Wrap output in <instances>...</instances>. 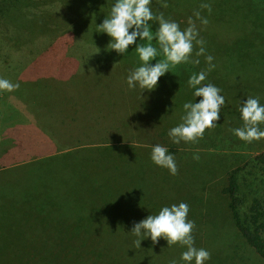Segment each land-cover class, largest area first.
Returning a JSON list of instances; mask_svg holds the SVG:
<instances>
[{"label":"rangeland","instance_id":"rangeland-1","mask_svg":"<svg viewBox=\"0 0 264 264\" xmlns=\"http://www.w3.org/2000/svg\"><path fill=\"white\" fill-rule=\"evenodd\" d=\"M114 3L0 0V78L19 85L0 91V264H189L181 260L186 246L131 232L180 203L195 225L194 246L211 254L204 264H264L235 229L222 193L228 172L264 151V138L246 142L231 131L243 127L248 97L264 105V74L245 60L264 53V0H151L153 13L182 30L197 10L209 21L196 20L205 55L196 57V45L191 59L200 63L170 67L152 91L126 83L141 66L136 45L146 41L137 37L120 55L97 29ZM207 55L215 68L203 83L221 89L220 118L198 142L174 144L168 132L182 123L184 103L200 101L187 81L207 71ZM60 57L82 68L62 70ZM61 71L74 79L58 80ZM157 144L174 156L176 175L152 162ZM249 168L238 177L242 216L261 194Z\"/></svg>","mask_w":264,"mask_h":264},{"label":"clouds","instance_id":"clouds-1","mask_svg":"<svg viewBox=\"0 0 264 264\" xmlns=\"http://www.w3.org/2000/svg\"><path fill=\"white\" fill-rule=\"evenodd\" d=\"M150 5L151 0H115L109 16L97 27L100 33H106L111 38L107 47L120 55L136 42L137 37L140 41H147L145 44L136 45L135 52L141 66L133 69L127 76L126 83L130 89L138 85L144 91H152L157 86L159 78L169 72L170 67L181 63L198 65L199 59H191L196 45L199 46V50L195 52L196 57L205 55L204 41L198 39L199 29L196 20L202 25H207L209 21L201 16L199 10L193 13L195 19L188 18V26L182 30L178 23L166 19L162 12L153 13ZM161 7L167 8L168 5L164 3ZM199 8L206 9L209 13L212 11L209 3H202ZM150 21L158 23L155 33L150 30ZM130 29L133 30L130 32ZM154 39L159 45V52L152 44ZM158 54H162L164 59L156 60ZM213 59L211 55H207L205 57L207 71L194 73L187 81L189 87L194 89V98L201 99L198 103L189 101L183 104L185 115L181 117L182 123L168 132L174 144L181 141L198 142L205 130L215 127L220 118V110L225 104V99L220 94L221 89L211 83H203L208 72L215 68ZM153 60H156L154 65L150 64ZM18 88V84L0 78V91L12 92ZM239 113L244 122L243 127L232 129L233 134L246 142L264 138V131L259 128V124L264 123V105L260 104L259 98L248 97L246 102L240 105ZM193 159L198 160L199 156L195 155ZM151 160L156 166L167 169L171 175L178 172L174 156L168 154V149L162 145L152 147ZM188 212L189 207L186 203L165 206L157 215H148L135 223L131 232L137 237H150L153 244L163 238L168 245L179 243L186 246V251L181 254V260L189 264L192 261L195 264H204L211 258V254L203 248L198 249L194 246L192 231L195 225L193 221L188 220ZM142 240L135 241L137 247H140ZM170 264L177 262L172 260Z\"/></svg>","mask_w":264,"mask_h":264},{"label":"trees","instance_id":"trees-1","mask_svg":"<svg viewBox=\"0 0 264 264\" xmlns=\"http://www.w3.org/2000/svg\"><path fill=\"white\" fill-rule=\"evenodd\" d=\"M5 1L6 0H2L3 3ZM150 30L155 33L153 27H151ZM154 41L156 40L154 39L152 44L158 46V43H155ZM243 54L245 53H242V55ZM256 54L264 55V53ZM248 165L250 167L249 170L254 171V176L256 180H258V184L255 186L258 185L261 187V194L252 198L248 205L247 213L242 216L239 212V206L242 203V199L240 197V184L238 182V177ZM222 193L228 199V207L235 229L244 239L246 244L251 247L262 260H264V151L256 153L249 164L247 162L242 166H237L231 169L227 174L226 186L222 189Z\"/></svg>","mask_w":264,"mask_h":264},{"label":"crops","instance_id":"crops-1","mask_svg":"<svg viewBox=\"0 0 264 264\" xmlns=\"http://www.w3.org/2000/svg\"><path fill=\"white\" fill-rule=\"evenodd\" d=\"M248 58H250V59H245V60H247L249 62H253L255 68L258 69V67H259V73L258 74H260V73L264 74V73H262V72H264V55L250 56ZM63 61H65L66 63L63 64L62 70L65 69V68H71L72 69L73 66H74V68L76 67V69L77 68H82V62L79 63L80 60L79 61L76 60L79 63L78 65H76V63L73 60L67 61L66 59L64 60L62 57H60V60L58 62L62 63ZM81 61H82V59H81ZM236 61H238V60H236ZM260 71H262V72H260ZM61 72L63 74L61 77L55 76L56 78H58V80H64V79H68V78L71 77V76L70 77L64 76L65 72L64 73H63V71H61ZM71 79H74L73 75H72ZM72 82H74V81H72ZM250 82H252V81H250ZM75 85L78 86V87L82 86L79 83H75ZM259 126L262 128L264 126V123L259 124ZM263 131H264V129H263Z\"/></svg>","mask_w":264,"mask_h":264}]
</instances>
